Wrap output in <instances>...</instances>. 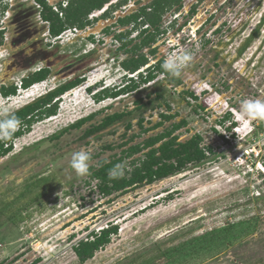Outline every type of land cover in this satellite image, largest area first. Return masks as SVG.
Returning <instances> with one entry per match:
<instances>
[{"label": "rangeland", "instance_id": "374dc122", "mask_svg": "<svg viewBox=\"0 0 264 264\" xmlns=\"http://www.w3.org/2000/svg\"><path fill=\"white\" fill-rule=\"evenodd\" d=\"M182 1L186 6L190 0ZM204 1L197 21L203 22L211 14L201 32L212 42L206 41L204 49L184 68L178 87L196 92L198 99L170 95L177 87L172 83L174 77L160 74L159 84L153 85V80L140 83L131 93L96 101L94 90L101 93L105 81L113 86L118 83V87L121 73L127 72L112 58L128 59L132 53L115 51L110 41L106 43L109 34L100 29L111 22L90 23L92 36L103 39L95 44L97 52L88 53L89 66L80 75L83 83L61 97L56 115L34 122L28 134L15 140L18 149L25 147L20 153L15 149L0 162V264H264V120L240 115L242 100H264V21L243 49L264 17V0ZM23 6L19 4L17 12ZM129 8L115 12L122 16L134 7ZM205 10L208 12L203 14ZM47 36L53 43L60 40L59 45L72 54L70 60L92 46L77 35L68 38L65 34L57 40ZM169 51L153 57L147 47L141 50L153 60L165 58ZM20 76L15 83L20 82ZM69 76H51L39 89L21 92L16 98L0 95V108L13 112L70 80ZM87 85L91 91L85 92ZM139 99L144 105L137 107ZM121 111L130 114L95 135L82 137L89 126ZM96 112L82 127L70 128ZM162 113L178 115L144 133L138 120L145 118L148 127L160 121ZM227 113L230 119H224ZM182 118L187 124L175 133L178 141L200 133L202 144L214 148L213 154L207 153L210 159L200 165L191 164L152 184L110 195L99 191V179L90 178L91 170L81 177L70 167L75 151L90 152V168L97 169L103 160L124 155L130 145ZM65 128L70 129L56 139L49 138ZM133 134L139 136L132 142ZM40 138L39 146L26 147ZM143 154L125 157L122 162L127 161L132 170L131 160ZM50 171L53 179L47 188L37 187L41 180L34 177ZM111 224L118 226V234L93 258L80 262L73 246ZM226 227L231 228L225 232Z\"/></svg>", "mask_w": 264, "mask_h": 264}, {"label": "trees", "instance_id": "16d2710c", "mask_svg": "<svg viewBox=\"0 0 264 264\" xmlns=\"http://www.w3.org/2000/svg\"><path fill=\"white\" fill-rule=\"evenodd\" d=\"M112 1L113 0H72L69 6L65 9V18H60L57 13L53 12L47 0H40L39 3L43 5L44 8L42 11V18L50 24V34L52 36H57L68 27L77 26L83 29L86 28L92 23L89 16L94 11H102L105 5ZM127 2L128 0H118V2L111 4L106 10H103V17H111L117 9L126 5ZM174 7L180 9L182 7V0H152L150 3L140 7L137 11L118 18V22L121 26L132 25V28L134 29L139 28L136 37H141L139 42L136 43L134 41L135 37L129 39L130 31L128 33H116L114 36V38L121 43L118 48L119 51L127 50L132 53L130 58L124 59L122 62L123 68L129 73L138 72L142 67L149 64V58L142 53L141 50L145 47L149 48L152 46L158 33H160V30L166 31L164 29L163 17ZM262 21H264V17L260 20V23L254 30L252 36L247 40L248 42L243 49H245L259 33ZM1 34L2 32L0 31V36ZM90 38H93V36ZM129 44L132 45L131 48L128 47ZM155 52V50H151L152 54H155ZM163 61L164 58L160 59L156 64L150 65V67L147 68L146 74L141 73L138 79L132 77L131 82L123 87L112 88L114 90L103 89L101 93L94 94L95 100L101 101L106 97H118L119 95L135 91L138 89L140 83L152 81L160 74L170 76V74L165 72L161 67ZM46 77V73L43 72L31 78L24 79L23 87L28 88L37 82L46 80ZM83 81L84 79L79 77L70 79L66 83L59 84L46 91V93L38 96L32 102H29L12 113L20 119L21 123L23 122L24 124H27L28 126H26V128L29 130L31 128L29 125L33 122L56 115L59 108L58 104L61 97H63V94L72 91V89L82 84ZM89 89L91 91V88ZM16 93L17 88L14 87L12 90L5 91L3 94L5 97H8ZM188 96L198 99L193 91L188 92ZM198 107L201 110L204 109V107L200 105H198ZM120 116L121 114L111 116L106 120V124H109ZM230 118V113H227L224 117V119ZM220 122L223 123L224 120H220ZM185 123V121H182L175 124L173 128L167 132L151 136L142 144L131 146L128 150H124L126 153L125 156H121L109 162H104L105 160H103L101 162V167L93 173V175L99 179V191L103 195H110L117 192H119V194L125 193L140 185L152 184L157 180L174 175L191 164L200 165L203 161L210 159V156L207 155V153L213 154L214 148L202 144L204 138L200 133L194 134L189 140L184 142L178 141L177 136H172V131L181 127V125ZM102 127L105 126L93 127L88 133H92L94 130ZM21 133L22 131L19 130L16 135H20ZM160 141L161 143L156 146ZM2 148L3 145H0V149ZM142 148H148V151L143 154V157L137 158L131 162L133 169L130 172H126L123 178L109 179V169L115 164L122 162L125 157H130ZM229 228L231 227L223 228V230L227 232ZM116 234H118V226L111 224L100 229L98 232H92L91 236H89L92 237L91 239L88 237L86 240H81L74 245L73 249L80 262H86L93 258L98 250L110 243L112 235ZM163 255L166 254L164 253Z\"/></svg>", "mask_w": 264, "mask_h": 264}, {"label": "flooded vegetation", "instance_id": "af4514ba", "mask_svg": "<svg viewBox=\"0 0 264 264\" xmlns=\"http://www.w3.org/2000/svg\"><path fill=\"white\" fill-rule=\"evenodd\" d=\"M143 1L144 0H134L133 1L134 5L131 6L129 9L136 6V4L137 5L140 4V6L137 8V10H138L140 7L148 4V3H146V4L143 3ZM37 2H40V0H11L10 7H8L9 14L6 17L5 23L0 25V31L2 32V34L0 36V95L1 96H4L3 93L5 91H10L14 87L17 88L18 83H15V80L19 75H21L19 81L21 82L22 86H23V80L24 79L31 78V77L38 75V74H41L43 72H45L47 75L46 80L48 78H50L51 76H55V77L56 76L57 77L66 76L67 77V76H69L68 75L69 71L73 73V75L69 76L70 79H74L76 77L82 78L81 77L82 73L85 72V70L89 66L88 59L90 57L89 55L91 54V51L93 50L92 52L95 53L99 50V48L94 47L92 50H89L88 52L86 51L83 54L80 53L79 56H77L78 57L77 59L73 60V58H72L70 60V58L73 56L71 53L66 52L61 45H59L60 40H57L56 42L53 43L48 38L49 36H47V35H50V30H49L50 24H49V22L45 21L42 18V11L44 8H43V5L38 7L36 5ZM204 2H205L204 0H190L186 6H183V1H182V7L180 9H176V7H174L173 9H171V11L167 12V14H175L176 13V14H178V17H175V19L172 18V20L173 19L174 20L171 21V27H169L166 31H164V30L159 31L160 33H158L155 42L152 44L151 47H149V48L147 47V53H149L151 56L153 55V57L156 56V54L161 55L165 49L169 48L170 45L173 42H175V40L180 39L183 41H188V39L190 38V36L192 34H196V35L203 34V32H201V29H202V27H204L206 22L211 17V14H210V16L207 17L205 21H203V22L201 20H200V22L197 21V19L200 18L201 13L199 14V11L201 10V7L204 5ZM226 2H227V0H224L222 3L224 4ZM114 3H116V2H113L112 4H114ZM19 4H20V6L24 5L23 6L24 8H23V10L17 12V10L19 9L18 8ZM207 12H208V10H205V12H203V14L204 13L206 14ZM103 13H104V11L101 13H97L93 17H90V20L93 23L95 22L94 24H97V23L102 24V23L107 22V21L109 23L111 22V24L105 25V27L100 29V31L109 34V41H111L114 38L116 33H121V32L128 33L130 31L129 39H132V38L137 36V33L139 32V28L134 29V28H132V25H130V26L129 25H124V26L120 25V23L118 22V18L121 17V15H120L121 13H113V14H115L114 17L113 16L103 17ZM127 14H131V13L125 12L124 15H122V16H125ZM34 15H36V18L34 17ZM20 18H22L20 21H23V22L19 21ZM167 18H168V16H166V17L164 16L163 22ZM26 19L30 22V24L27 22ZM43 24L46 25L48 31L47 30L45 31V29L42 28ZM91 30L92 29L90 26L89 29L86 30L85 33L86 34L89 33V35H91L93 33V31H91ZM132 34H133V36H132ZM120 45H121V43L118 41L117 45L112 43V45H110V46H112L114 48V50L117 51L118 48L120 47ZM151 50H155L156 51L155 54H152ZM120 51L127 52V50H120ZM88 53H90V54H88ZM162 58H164V57L158 58L157 60H153L150 57L149 58L150 63L145 65L144 67H142L138 72H135L132 77L138 78L141 73L146 74L147 68L150 67V65H152V64H156ZM112 60L118 61L119 63L120 62L122 63L124 59H121L118 57H113ZM151 61L153 63H151ZM72 77H74V78H72ZM132 77L129 76V74H128L125 81H123L116 88H120V87H123V86L129 84V82H131ZM158 77H159V75H158ZM158 77H156L153 80V85L160 83V80ZM56 78H55V80H56ZM46 80H43V81H46ZM67 81L68 80H65V82H63L61 84H64ZM172 83H175L177 87L175 86L176 88L169 92L170 95L177 94L178 96H180L181 94H183V95L188 96V92H190V91L184 90V89L182 90V89L178 88L182 84V80L180 79V77L179 78L174 77L172 79ZM103 89H111V88L107 87L105 85L102 88V90ZM88 90H89V88H87L85 91L88 92ZM94 91H93V94L96 93V90H94ZM131 92H133V91H131ZM131 92H128V93H131ZM159 97H161V96H159ZM137 103H138L137 107L144 105L142 99L137 100ZM110 106H108V107H110ZM167 107L170 108L169 103L167 104ZM104 109H108V108L106 107ZM101 111H102V109L99 112H101ZM99 112L91 113L85 117H82L81 119H79L74 124L69 125V126H71L70 128L82 127L85 123H87V122L91 121L93 118H95ZM118 114H121V116L117 117L116 119H114L109 124H106V120L108 118H110L111 116H114V115H118ZM129 114H130V112L121 111V112H115L113 114L105 116L101 120L100 123L92 124L91 126H89V128H87L85 130L82 137L88 138L92 135H95V134L103 131L104 129L108 128L113 123H115L119 120H122L126 115H129ZM177 115H178L177 113H172V114L162 113L160 115L161 120L154 123L151 126H148V127L144 126L145 118L141 117L138 120V122H139V126L142 128V131L144 133H147V132L153 131V130L163 126L165 121H171L174 118H176ZM182 121L186 122V120L184 118H182L178 122L171 123L170 127L165 128L162 132H159L157 134L164 133V132L171 130L175 124H178ZM33 124H34V122L29 126L32 127ZM186 124H187V122L185 124L181 125V127H183ZM21 126H24V127H21ZM21 126L19 128V130L22 131V133L20 135H16V133L19 131L18 130L11 140H9L7 142H0V145H3V148L0 149V162L5 157L8 158L9 154L12 153L15 149L19 148V145L17 143H15V140L23 137L24 135L28 134L31 131V128L29 130H27V128H26V126H28L27 124H24L22 122ZM96 126L97 127L98 126H105V127L96 129L92 133H88L93 127H96ZM128 127H131V126H128ZM181 127L172 131V136H177V140H179V138H178L179 134L177 135L175 133L178 130H180ZM70 128H65L62 131H60V133H58L56 135H51L49 138L50 139H56V138L60 137L61 134H63L67 130H69ZM157 134H154L151 136H155ZM138 136H139V134H133L130 137V141L134 140ZM151 136H148V138ZM148 138H146V139H148ZM145 140H143L142 142H138L136 144H132L128 148H130L131 146H135L137 144H142ZM41 141H43V138H40L39 140H37L36 142H34L32 144H28L26 147L34 148V146H39ZM126 143L128 145L127 141L125 142V144ZM160 143H161V141L159 143H157L156 146H158ZM35 144H37V145H35ZM24 148L18 149L17 153H20ZM128 148H126L125 150H128ZM5 150H7V151H5ZM143 151H144V153H145V151L147 152L148 148H142L140 151L135 152L134 154H137V153H140ZM123 154L124 155H122V156L126 155L125 152H123ZM134 154H132V155H134ZM116 158H114V159H116ZM132 161L133 160H131V162ZM131 162H130V165H131ZM100 167H101V165L99 166V168ZM99 168H97V169L90 168V170H91L90 178L91 179H96V176L93 175V173L96 170H98ZM52 177H53V174L50 171V172L45 173V174H40L38 177L35 176L34 178L37 181L41 180V184L37 187H39V188L41 187L42 189L45 187V189H46L47 184L53 179Z\"/></svg>", "mask_w": 264, "mask_h": 264}, {"label": "clouds", "instance_id": "9594fccd", "mask_svg": "<svg viewBox=\"0 0 264 264\" xmlns=\"http://www.w3.org/2000/svg\"><path fill=\"white\" fill-rule=\"evenodd\" d=\"M193 56L190 51H181L179 53L173 52L169 54L161 64L162 69L170 74L172 77L179 78L184 70V68L188 65V63L192 60ZM127 71V70H125ZM129 72L121 73L120 82L125 81ZM45 81L37 82L31 85L28 88L23 87V91L25 94L27 91L34 90V85H41ZM107 87H117V84L113 86V82L107 85V81L104 82ZM119 86V85H118ZM90 86H86L90 88ZM40 88V86H39ZM38 88V89H39ZM86 92V91H85ZM46 93V92H44ZM43 93V94H44ZM18 92L16 94L10 95L9 97L16 98L18 96ZM4 97V96H1ZM112 98V97H109ZM240 115L242 118L251 119V120H264V100L260 99H245L240 102ZM21 126L20 119L12 112L9 111L7 107L0 108V142H7L13 138L15 133L19 130ZM92 156L91 153L85 151L83 149L79 151H75L72 153L70 167L75 171L77 176H85L89 174L90 170V162ZM131 169L127 167V161L115 164L111 169H109L108 176L109 179H119L123 178L126 172H130Z\"/></svg>", "mask_w": 264, "mask_h": 264}, {"label": "built area", "instance_id": "2783aa9c", "mask_svg": "<svg viewBox=\"0 0 264 264\" xmlns=\"http://www.w3.org/2000/svg\"><path fill=\"white\" fill-rule=\"evenodd\" d=\"M47 1L50 4L51 10L53 12L57 13L60 18H65V9L69 6V4L72 0H47ZM117 1L118 0H113L112 2L108 3L107 5H105L103 10H106L113 2H117ZM133 1L134 0H128L127 4L123 5L122 8L133 6L134 5ZM10 4H11V0H0V25L5 23L6 17L9 14L8 7H10ZM36 5L38 7L42 6L39 2H37ZM103 10L102 11H94L89 17H93L97 13H101V12H103ZM114 13H119V12H114ZM168 15H169V17H168L169 19L168 20L165 19V21L163 22L165 30H167L169 27H171V21H173L175 19V17H178V14H176V13L175 14H168ZM165 17H166V15H165ZM172 18H174V19L172 20ZM89 27H90V25H88L84 29L77 27V26L68 27L59 35H57V36L51 35V37H53V40H57L58 38L63 37L65 34L68 35V38H69V35L81 36L82 40H84L86 44L89 43L90 45H92L89 48V50H91L95 47V44L100 43L103 38L100 39L97 36H93V38H90V37H92L93 33L91 35H89V33L88 34L85 33L86 30L89 29ZM193 37H195V38H193ZM209 39L210 38L208 36H205L204 33L201 35L192 34L190 36V38L188 39V41H183V40L177 39V40H175V42H173L170 45L169 48H167L170 50L167 53V56L173 52L179 53L181 51H190L192 53L193 58H194L200 52V50L204 47L206 41H208L210 43L212 42ZM108 42H109V40L106 41V43H108ZM110 42L111 43H113V42L118 43V40L113 38ZM193 58H192V60H193ZM191 61L188 63V65L191 63ZM133 75H134V73H129V76L132 77ZM33 88L38 89L39 85H34ZM22 91H23V86H22L21 82H19L17 84V92H18V94H20ZM194 93L197 96V93L196 92H194ZM189 97H191V96H189ZM9 98H11V97H9ZM12 98H14V96ZM191 98L194 99L193 97H191ZM223 123H221V124H223ZM230 129H228V130H230ZM223 137L225 138V136H223Z\"/></svg>", "mask_w": 264, "mask_h": 264}, {"label": "water", "instance_id": "95a60500", "mask_svg": "<svg viewBox=\"0 0 264 264\" xmlns=\"http://www.w3.org/2000/svg\"><path fill=\"white\" fill-rule=\"evenodd\" d=\"M138 6H140V4H139ZM138 6H137V5H136V6H134L133 10H131L129 13H132V12L136 11V10H137V8H138Z\"/></svg>", "mask_w": 264, "mask_h": 264}]
</instances>
